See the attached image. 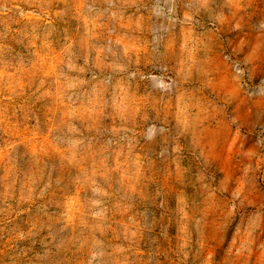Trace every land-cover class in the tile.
Returning <instances> with one entry per match:
<instances>
[{
	"label": "rangeland",
	"instance_id": "374dc122",
	"mask_svg": "<svg viewBox=\"0 0 264 264\" xmlns=\"http://www.w3.org/2000/svg\"><path fill=\"white\" fill-rule=\"evenodd\" d=\"M0 264H264V0H0Z\"/></svg>",
	"mask_w": 264,
	"mask_h": 264
}]
</instances>
